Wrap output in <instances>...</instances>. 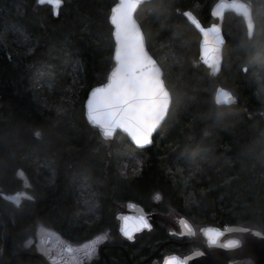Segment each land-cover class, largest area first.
<instances>
[{
	"label": "trees",
	"instance_id": "obj_1",
	"mask_svg": "<svg viewBox=\"0 0 264 264\" xmlns=\"http://www.w3.org/2000/svg\"><path fill=\"white\" fill-rule=\"evenodd\" d=\"M116 1L63 0L57 16L38 0H0V207L13 225L3 257L9 233L0 213V264H47L24 246L40 225L73 243L106 230L115 237L116 210L128 202L173 212L198 229L239 225L264 233V0H243L253 7L252 38L241 17L226 14L215 78L200 61V35L183 13L209 26L217 22L211 11L218 0H151L139 8L136 17L172 97L145 148L120 133L105 140L84 114L88 92L114 66L109 15ZM218 86L236 103L218 105ZM24 189L30 196L14 203L11 195ZM166 240L158 228L127 244L131 261H147ZM114 253L113 264H130Z\"/></svg>",
	"mask_w": 264,
	"mask_h": 264
},
{
	"label": "snow or ice",
	"instance_id": "obj_2",
	"mask_svg": "<svg viewBox=\"0 0 264 264\" xmlns=\"http://www.w3.org/2000/svg\"><path fill=\"white\" fill-rule=\"evenodd\" d=\"M47 2L54 6V14L59 16L63 0ZM139 3L140 0H122L113 10L111 19L116 29L117 63L108 83L92 91L87 101V116L101 128L105 138L111 137L117 129H123L131 135L136 145L144 146L152 142V134L167 116L171 96L161 69L147 51L140 26L133 16ZM239 7L247 16V9L243 5ZM197 26L199 27V24ZM251 30L252 22L249 19V36L252 34ZM210 51L214 53L215 50H204L205 62L214 71H219V59L215 54L209 55ZM234 99L230 91L217 89V104L230 103ZM34 135L39 137L40 132L36 131ZM147 227L151 225L143 215L135 219L126 216L121 230L131 239L135 231ZM28 243L25 242L26 245ZM92 252L93 249L89 248L84 254L90 256Z\"/></svg>",
	"mask_w": 264,
	"mask_h": 264
},
{
	"label": "water",
	"instance_id": "obj_3",
	"mask_svg": "<svg viewBox=\"0 0 264 264\" xmlns=\"http://www.w3.org/2000/svg\"><path fill=\"white\" fill-rule=\"evenodd\" d=\"M149 1H151V0H140V3L137 5V7L133 13V16H134L136 22L138 23V25L140 26V30H141V33L143 35L144 45H145L147 51L153 57V59H155L157 61V59L151 54V52L148 49L145 33L143 31V28L141 27V24L139 23V20L136 17V14H137L139 8L144 3L149 2ZM121 2H122V0L116 1L115 5L111 8L110 15H109V22L112 26V36H113V41H114V52H113L114 66H113V69L111 70V72L108 76L107 81L101 85L93 87L88 92L87 98H86L85 103H84V114H85V118H86L87 122L91 126L97 127L102 138H104L105 140H107L109 142H113L116 134L120 133V134L126 136L129 139V141L135 147L145 148V147H148L152 144L154 135L160 129V127L163 125L168 114L165 117V119L161 122V124L158 126L157 130L152 134V142L150 144H147L144 146L136 145L135 142L132 140L131 135L123 129H117L111 137L105 138L102 135L101 128L98 125L94 124L92 121H90L88 119V116H87V112H88L87 101L91 97L92 91L97 87H101V86L107 84L108 80L111 77L112 71L116 67V63H117L116 59H115L116 48H117V40H116V35H115L116 29H115V25L112 23L111 17L113 14V10L116 8V5L120 4ZM38 3L40 5L49 4L47 2V0H43V2H41V0H39ZM62 5H63V2L61 4V6ZM240 5H243L244 8L247 9V11H248L247 16L244 15V12L239 7ZM52 7H53V11H54V6H52ZM229 12H232L236 16L241 17L243 19V21L245 23L246 30H247V35H248V20L251 19L252 34H251V36L248 35V37L252 38L254 35V32H255L256 24H255V20H254L253 7L251 6V4H249L246 1H243V0H219L214 5V7L212 8V16H213V18L217 19V22H214L209 26H204L200 22V20L190 11H185L183 13V15L189 21V23L197 30V32L200 35L199 58L201 60V63L210 70V75L214 78L219 74L221 67H222V64H223V49H224V46L226 43V39H225V36L223 33V20H224V16ZM197 24H199V27L197 26ZM213 26H215V27H213ZM205 49H214L215 50L214 53L210 51L209 55L215 54L218 57V59H219V71H214L209 66V64L205 62V56H204V50ZM157 66L161 69L162 77L164 79V71H163V69H162V67L158 61H157ZM221 88L225 89L227 91H230L229 89H226V88H223L220 86L217 87V89H221ZM169 93H170V91H169ZM170 96H171V94H170ZM215 96H216V93H215ZM236 101L237 100L235 98L230 103H223L222 102L218 105H230V104L236 103ZM171 104H172V97H171V103L169 106V110L171 108ZM0 213H1L2 219L5 221V223L7 225L8 233H9L8 234V240H7V247L3 253V257H5V252L9 248V245H10V242L12 239L13 225H12L11 220L9 219V217L6 215V213L3 211V209L1 207H0ZM141 215H143L145 217V219L147 220L149 225H151L150 219L155 218L154 214H147L141 205H137L136 203H133V202L129 203L128 213L126 214V216L135 219L136 217L141 216ZM126 216H124V217H126ZM124 217L121 220V226H120L121 229L124 226ZM183 220L187 224H189V226L192 228L191 236H194V230H193V227L191 226V223L185 218H183ZM150 228L151 227H147L145 229H150ZM141 229H143V228H141ZM138 231H140V230H138ZM201 231H202V237L205 239L206 243H204L202 241H193L192 243L200 244L203 247L202 250L193 251L192 253L186 255L185 257H181L178 255L169 256L166 258L164 264H177V262H179V264H235V263L240 262V261L245 260V259L253 260L254 264H264V233L261 232L260 230L252 229V228L244 227V226H239V225L229 226L225 229H221V228L213 226V225H207V226H203L201 228ZM33 256H37V255L33 254ZM37 257H39V256H37ZM40 258L42 260L44 259L42 257H40ZM151 258L147 259V261H144V262L145 263L148 262ZM143 263H141V264H143Z\"/></svg>",
	"mask_w": 264,
	"mask_h": 264
},
{
	"label": "flooded vegetation",
	"instance_id": "obj_4",
	"mask_svg": "<svg viewBox=\"0 0 264 264\" xmlns=\"http://www.w3.org/2000/svg\"><path fill=\"white\" fill-rule=\"evenodd\" d=\"M215 20L217 21V19ZM129 203L130 202L126 203L123 206H119L116 210L115 213L116 219H114V222L117 223V229L115 230V237L111 236L110 230H106L100 233V234H106L107 237L102 243L98 245L97 252L91 258L87 257L85 254H79V251L70 248L68 245H62L58 242L51 243L47 237L41 238L42 242H44L46 248L48 249L47 255H43L42 253H40L37 250L36 245L34 243L29 248H33L38 254H40L45 259L47 264H68L67 262L69 261H70L69 264H98L100 260H103L106 264H113L110 259V254L111 252H113V254L115 255L114 253L115 251H117L116 253L117 255L119 253L123 254L124 258L127 260L128 263L140 264V262H143L144 260L143 261L137 260L134 263L131 261L127 249V244L129 245L132 244V246H134V244L137 241H139L141 238L147 235H153L155 234L158 228H161L165 232H167V240L165 241V245L160 249H158L156 253L153 255V257L148 261L149 264H164L166 258L169 256L178 255L181 257H185L186 255L192 253L193 251L202 250L203 247L200 244L192 243L193 241H202L206 243L205 239L202 237V231H201L202 227L198 229L196 225L191 223L185 217L174 220L167 219L168 215L154 212L152 210H146L144 208L143 209L147 214L155 215V218L150 219L151 228L150 229L143 228L140 229V231H135L131 239L125 236L120 226H121L122 218L126 216V214L128 213ZM183 218L187 219L191 223V226L193 227L194 230V236H191L192 228L189 226V224H187L183 220ZM185 225H188L189 227H185ZM198 235H200V237L202 238L201 240L198 238L199 237ZM116 237H118L120 241L124 243L117 242L115 239ZM173 246L175 247L174 249H179L177 251L179 253L165 250L166 247L172 248ZM192 248L194 250L188 253V250Z\"/></svg>",
	"mask_w": 264,
	"mask_h": 264
},
{
	"label": "rangeland",
	"instance_id": "obj_5",
	"mask_svg": "<svg viewBox=\"0 0 264 264\" xmlns=\"http://www.w3.org/2000/svg\"><path fill=\"white\" fill-rule=\"evenodd\" d=\"M19 176L23 178L25 187L28 186L29 183H28L26 175L23 172H19ZM28 196H30L29 193L24 189L16 193H13L10 199L14 203L19 204L23 198L28 197ZM178 218H182V217L174 214L173 212H171L167 216V219H172V220L178 219ZM35 236L36 237H30L29 239H27L26 241H28L29 243L27 245L24 243V246L29 248L34 243L36 245L37 250L40 253H42L43 255H47L48 249L46 248V245L44 244V242H42L41 240L42 237H47L51 243L58 242L62 245H68L70 248L79 251V254H84L89 248H92L93 249L92 254L90 256H87L89 258L95 255V253L97 252L98 245L102 243L107 237L106 234H99L91 240L80 242V243H73V242H69L68 240H66L63 236H61L56 231L50 228H47L45 226H42V225L37 227ZM67 263L69 264L70 261Z\"/></svg>",
	"mask_w": 264,
	"mask_h": 264
},
{
	"label": "bare ground",
	"instance_id": "obj_6",
	"mask_svg": "<svg viewBox=\"0 0 264 264\" xmlns=\"http://www.w3.org/2000/svg\"><path fill=\"white\" fill-rule=\"evenodd\" d=\"M39 1V0H38ZM51 6V5H50ZM53 8V7H52ZM211 13H212V11H211ZM230 13V12H229ZM226 16V15H225ZM225 16H224V20H225ZM213 17V16H212ZM224 20H223V24H224Z\"/></svg>",
	"mask_w": 264,
	"mask_h": 264
}]
</instances>
